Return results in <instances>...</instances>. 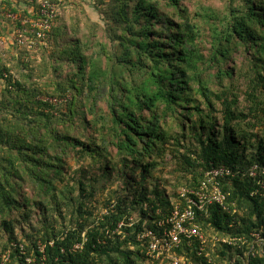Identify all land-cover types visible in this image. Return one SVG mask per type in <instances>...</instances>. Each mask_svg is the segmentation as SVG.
<instances>
[{"label":"trees","instance_id":"1","mask_svg":"<svg viewBox=\"0 0 264 264\" xmlns=\"http://www.w3.org/2000/svg\"><path fill=\"white\" fill-rule=\"evenodd\" d=\"M48 1L57 6L45 37H26L35 48L14 35L0 47V262L9 251L8 264H171L147 257L140 237L183 207L181 190L227 168L218 185L228 210L207 206L191 223L206 245L172 254L264 264L252 236L264 241V188L249 175L264 168V0ZM27 5L17 18L39 20L37 1ZM235 53L247 60L238 68L228 66ZM85 160L99 163L98 190Z\"/></svg>","mask_w":264,"mask_h":264},{"label":"built area","instance_id":"2","mask_svg":"<svg viewBox=\"0 0 264 264\" xmlns=\"http://www.w3.org/2000/svg\"><path fill=\"white\" fill-rule=\"evenodd\" d=\"M25 3H33L35 0H20ZM38 3L39 20L32 21L29 19H20L12 13L5 14V18L12 22L19 23L14 31V41L17 46H27L30 48L36 47V41L33 39L27 40V34H32L33 29H39L36 39L40 40L45 37V32L50 27V20L53 18L56 6L54 2L48 0H36ZM66 1L72 0H57L58 4H62ZM29 26L30 30L27 29ZM4 45V40L0 31V47ZM230 174V170L227 168L212 169L206 175L205 180H202L197 188H188L180 191V198L183 199L184 205L176 206L174 210L165 218L159 220L155 224L156 230L147 229L146 232L140 237V239H149V246L147 251V257L153 259H160L166 255L171 264H184V259L172 254L173 251L179 249L183 244L191 245L193 239H198L201 247V251L206 245L207 241L201 234L200 228L197 225L191 224L195 220L196 212H205L207 206L218 205L223 210L227 211V207L224 204L225 195L219 189V179L224 178ZM260 174V179L257 181L258 189L264 188V168L253 167L249 175L250 177H257ZM255 238V242H258V247H262L263 239L259 234H252ZM224 244L229 246H236L238 249L244 246L248 241L243 238L230 239H218ZM254 243L250 246V251ZM44 245L38 244L37 250L39 253L44 252ZM79 246H74L73 250H77ZM22 250V248H21ZM9 251L5 252L1 257L0 264L9 263ZM254 256V253L252 254ZM30 259H26L27 263H30Z\"/></svg>","mask_w":264,"mask_h":264},{"label":"rangeland","instance_id":"3","mask_svg":"<svg viewBox=\"0 0 264 264\" xmlns=\"http://www.w3.org/2000/svg\"><path fill=\"white\" fill-rule=\"evenodd\" d=\"M214 1H216V2H214ZM197 2H199L203 5H206L207 3L213 2L215 4V6H217V7H220L222 4V0H182L181 4L183 6H187L188 8L191 9V4L195 5ZM86 10H87V13L90 15L92 20H94L95 22L98 21L97 11L92 10V6L87 7ZM202 35L203 36H201V37L203 38L204 42H207L208 36L206 34L205 35L202 34ZM246 61L247 60H245L241 56V53H235L232 55L231 63H228L229 64L228 66H235L238 68V67H241L243 64H245ZM237 82H238L239 87L241 88V92H243V90H244L243 80L240 79ZM213 89H216V86H213ZM242 96H243V98H245V95H242ZM242 102H244V101L242 100V98H240L239 104L241 107L244 106V110H245L247 107ZM83 163H84L83 165H85L87 167V172H88L87 177H92L98 181V183H92L91 186L96 188L97 190L100 189L102 187L101 185L104 183L105 178L99 177V176H101V175H99L100 173L97 171L98 167H99V163H97V162L92 163L91 160H85ZM70 164L75 166V163H73V162ZM162 168H163V172L167 170V174L169 175L170 171L172 170L171 163L168 162L167 167L161 166L160 169H162ZM115 186H116V184H115ZM109 190H110L109 187H103V191H99V192L96 191V194H99L100 192L107 193V191H109Z\"/></svg>","mask_w":264,"mask_h":264},{"label":"crops","instance_id":"4","mask_svg":"<svg viewBox=\"0 0 264 264\" xmlns=\"http://www.w3.org/2000/svg\"><path fill=\"white\" fill-rule=\"evenodd\" d=\"M0 8L2 9L0 15L4 18L7 13L25 15L27 12L31 14L33 10L31 6H28L27 3L20 0H0ZM12 10L14 12H12ZM10 22L11 21L6 18L5 20H0L1 36L4 40V44H7V42L11 43L14 35L13 25Z\"/></svg>","mask_w":264,"mask_h":264}]
</instances>
